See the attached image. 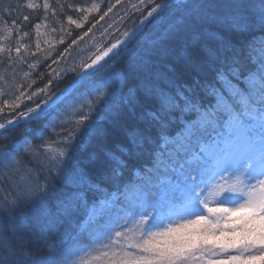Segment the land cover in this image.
<instances>
[{
  "label": "snow or ice",
  "instance_id": "1",
  "mask_svg": "<svg viewBox=\"0 0 264 264\" xmlns=\"http://www.w3.org/2000/svg\"><path fill=\"white\" fill-rule=\"evenodd\" d=\"M139 3L132 5L137 11L151 7L141 12L134 29L83 63V71L59 95L16 112L24 93L3 99L0 88V113H15L0 122V184L8 181L0 216L10 218L22 202L36 210L28 240L16 243L21 238L15 228L10 226L9 235L0 227V264H264V0ZM39 7L34 0L7 6L11 27L3 28L0 39L16 37L17 60L24 59L21 49L28 50L22 41L32 17L14 13ZM98 7L77 8L84 15L69 16L68 24L81 28ZM43 8L38 19L46 20L48 0ZM153 24L161 26L158 39L135 60V70L143 73L139 91L153 104L140 113L147 128L131 130L128 144L102 159L93 155L94 171L71 165L70 154L42 135L35 136L41 141L36 145L34 129L25 126L18 138L11 135L22 121L46 120L55 135H61L57 127L65 130L63 142L71 144L77 127L91 123L89 117L72 108L58 124L48 118L105 67L106 57H120ZM41 26L32 25L37 35ZM76 43L72 40L64 52ZM8 51L11 63L13 49ZM170 54L176 62L157 69ZM209 70L212 79H201ZM181 76L192 82L179 83ZM0 81L7 84L2 74ZM111 95L98 97L100 105ZM204 97L212 102L205 105ZM134 101L139 102L137 89H129L123 102L134 109ZM74 116L80 117L75 126Z\"/></svg>",
  "mask_w": 264,
  "mask_h": 264
},
{
  "label": "trees",
  "instance_id": "2",
  "mask_svg": "<svg viewBox=\"0 0 264 264\" xmlns=\"http://www.w3.org/2000/svg\"><path fill=\"white\" fill-rule=\"evenodd\" d=\"M34 2L40 5L37 10L20 8L14 13L16 18H19L22 13L32 17L31 22L24 28V31L29 33L22 41L29 46L27 51L21 49L24 59L17 60V53L14 51L18 46L15 36L0 39V48H3V51L0 52V74L7 81V84L0 81V88L5 91L3 99L14 100L15 96L20 95V92L24 93L21 97V107L16 112L26 111L27 107H34L35 103L47 99L53 93L59 95L62 89L70 86L72 81L77 79V74L83 71L81 67L83 63H90L98 51L110 46L118 38L123 39V33L131 31L140 22L141 12L146 14L147 7H151L148 5L137 11L132 5L136 4L140 7L139 0H120L119 3L117 0H48L50 8L47 10V19L45 20L38 19L45 15L44 0H34ZM156 2L159 3L162 0H156ZM23 3L24 0H0V37L5 35L3 31L5 26L11 27L12 15H6L7 6ZM93 3L99 6L98 10L88 14L89 19L83 22L81 28H76L74 24H68L69 16L74 20H79L84 15V13L76 11L77 8L90 7ZM113 5L114 7H112ZM109 7H112V11L103 20H100V16ZM172 15V11L165 13L164 19L168 20ZM37 22L42 25L39 35L32 27ZM89 28H92V31L86 36L83 35ZM161 30V26L158 24L147 25L142 30V34L138 33L135 43L130 44L120 57L111 60L108 58L105 67L85 81L82 86H78V91H73L71 96L61 103L60 107L48 118L52 120L55 117V122L58 124L65 118V112H70L72 108L83 111L89 117L91 123L85 120L77 127L76 139L72 140L71 144L63 142L65 130L57 127L56 132L61 135H55L46 120L31 122L28 125L21 123V127L11 135L18 138L23 133L25 126L34 129L36 131L33 134V140L36 145H40L41 141L35 139V136L42 135L46 140L55 141L60 145V148L70 154L71 165H79L86 170L94 171L98 160L102 159L105 153L116 151L118 146L128 144L131 130L147 128V123L141 122L139 117L142 111L152 108L153 104L145 101L143 93L139 91L143 73L135 70V60L145 49L153 46V42L157 41L158 33ZM72 40H77V43L65 53L64 49L71 44ZM37 43L40 45L39 49L36 47ZM10 48L13 49L11 63L8 60V49ZM61 53H64L63 56L60 55ZM175 62V56L170 54L163 62L157 63L156 67L163 70L168 63ZM29 65H35V67L30 68ZM73 68L75 71H72ZM24 73H28V75L25 76ZM13 75L15 76L14 80L12 79ZM201 79L210 81L212 79L211 71L201 73ZM49 80L52 81L51 84H48ZM178 81L186 85L192 82V78L181 76L178 77ZM46 84H48L47 91L41 92L40 89H43ZM17 85L19 86L18 90ZM129 89H137L139 102H133L134 109L123 102L128 96ZM33 92L36 95L29 100L27 97ZM108 92H111L112 95L101 106L97 98ZM210 102H212L210 97H204L205 105ZM2 103L3 100L0 99V104ZM81 105H83L82 108ZM13 115L15 113L8 111L0 113V122L11 119ZM79 119V116H74L71 120L72 125L75 126V122ZM117 143L119 144L114 146ZM52 147H56V145L53 144ZM93 155L98 158L97 161L92 160ZM144 159L138 163H144ZM134 163L137 161L130 162L129 172ZM128 174L126 172V175ZM7 187V180L0 184V199L6 194ZM35 211V208L22 202L10 218L0 216V227L4 233L9 235L12 234L10 226L19 229L21 232L15 230V236L21 239L15 240L16 243L28 240L31 234L25 228L33 231Z\"/></svg>",
  "mask_w": 264,
  "mask_h": 264
},
{
  "label": "bare ground",
  "instance_id": "3",
  "mask_svg": "<svg viewBox=\"0 0 264 264\" xmlns=\"http://www.w3.org/2000/svg\"><path fill=\"white\" fill-rule=\"evenodd\" d=\"M119 143L115 144L114 146H117ZM28 230V232L30 231V234H31V230L29 228H25ZM17 232H21L19 229H15Z\"/></svg>",
  "mask_w": 264,
  "mask_h": 264
},
{
  "label": "water",
  "instance_id": "4",
  "mask_svg": "<svg viewBox=\"0 0 264 264\" xmlns=\"http://www.w3.org/2000/svg\"><path fill=\"white\" fill-rule=\"evenodd\" d=\"M111 55V54H110Z\"/></svg>",
  "mask_w": 264,
  "mask_h": 264
}]
</instances>
